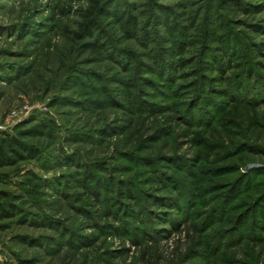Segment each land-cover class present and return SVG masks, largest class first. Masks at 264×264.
I'll return each mask as SVG.
<instances>
[{
    "label": "rangeland",
    "instance_id": "obj_1",
    "mask_svg": "<svg viewBox=\"0 0 264 264\" xmlns=\"http://www.w3.org/2000/svg\"><path fill=\"white\" fill-rule=\"evenodd\" d=\"M110 4L0 0V264H264V0Z\"/></svg>",
    "mask_w": 264,
    "mask_h": 264
},
{
    "label": "trees",
    "instance_id": "obj_2",
    "mask_svg": "<svg viewBox=\"0 0 264 264\" xmlns=\"http://www.w3.org/2000/svg\"><path fill=\"white\" fill-rule=\"evenodd\" d=\"M111 0H91L90 9L85 12L81 18V21L78 23V30L73 35L77 40H82L85 37L93 38L96 31H99L98 27L100 26L99 21L104 18V16H109L112 12ZM116 20L119 18L117 15ZM101 29V28H100ZM98 40V39H97ZM99 41V40H98ZM102 44L87 42L82 45L86 51L91 53L100 54L102 50ZM106 46V44H105ZM164 64V63H163ZM170 69V66L160 65L157 71L160 74H164L165 71ZM5 160H1V164L4 165ZM13 207L7 202H0V220H6L13 217L12 213Z\"/></svg>",
    "mask_w": 264,
    "mask_h": 264
}]
</instances>
